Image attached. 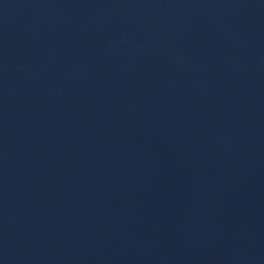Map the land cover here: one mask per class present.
Masks as SVG:
<instances>
[{
  "label": "water",
  "instance_id": "95a60500",
  "mask_svg": "<svg viewBox=\"0 0 264 264\" xmlns=\"http://www.w3.org/2000/svg\"><path fill=\"white\" fill-rule=\"evenodd\" d=\"M0 264H264V0H0Z\"/></svg>",
  "mask_w": 264,
  "mask_h": 264
}]
</instances>
